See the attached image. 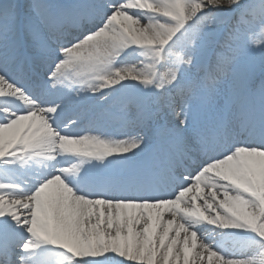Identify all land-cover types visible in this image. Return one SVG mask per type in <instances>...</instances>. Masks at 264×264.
Wrapping results in <instances>:
<instances>
[{
    "label": "snow or ice",
    "instance_id": "snow-or-ice-1",
    "mask_svg": "<svg viewBox=\"0 0 264 264\" xmlns=\"http://www.w3.org/2000/svg\"><path fill=\"white\" fill-rule=\"evenodd\" d=\"M0 264H264V0H0Z\"/></svg>",
    "mask_w": 264,
    "mask_h": 264
}]
</instances>
